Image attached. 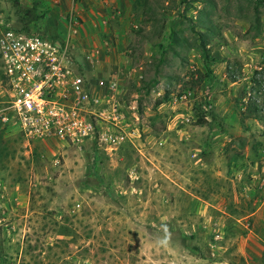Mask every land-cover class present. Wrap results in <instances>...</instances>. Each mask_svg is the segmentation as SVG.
Wrapping results in <instances>:
<instances>
[{"label":"rangeland","instance_id":"1","mask_svg":"<svg viewBox=\"0 0 264 264\" xmlns=\"http://www.w3.org/2000/svg\"><path fill=\"white\" fill-rule=\"evenodd\" d=\"M101 1L80 31L115 44L124 27L125 52L96 67L83 45L68 55L96 96L118 81L139 134L25 146L0 121V264H251L262 249L233 219L264 199V0H134L125 17ZM75 3L54 20L53 0H0V32L61 39Z\"/></svg>","mask_w":264,"mask_h":264},{"label":"built area","instance_id":"2","mask_svg":"<svg viewBox=\"0 0 264 264\" xmlns=\"http://www.w3.org/2000/svg\"><path fill=\"white\" fill-rule=\"evenodd\" d=\"M79 12L69 13L61 39L16 28L0 32V121L17 128L25 146L41 139L74 145L99 139L116 146L139 134L115 97L118 81H100L111 94L98 97L69 58L81 34Z\"/></svg>","mask_w":264,"mask_h":264},{"label":"crops","instance_id":"3","mask_svg":"<svg viewBox=\"0 0 264 264\" xmlns=\"http://www.w3.org/2000/svg\"><path fill=\"white\" fill-rule=\"evenodd\" d=\"M88 1H92V2L94 1L95 2L96 0H77L76 3H75V0H53V3H58V4H56L55 7H53V9L50 12V15L54 18V20L58 19V16H60L61 13H65L70 8V5L71 4L73 5L74 3L76 4V9H78L79 11L82 10L81 12L83 15V11H84L83 5L85 6V4L88 3ZM131 1L132 0H105V1H101V3L103 5H111V2H112L114 4L113 5L114 7H120L121 8L122 15L125 17L129 14L131 7L134 3V0L132 2ZM99 12L101 13V16L104 18H105V16L108 15V13L106 11H104V9H101V7L99 9ZM85 16H87V15H85ZM120 20L122 21L123 17H121ZM89 22H91V21H89ZM122 22H124V21H122ZM58 25H59V28H55V29L57 31H60V29H62V31L64 33L63 36L64 35L66 36L68 33L67 24L61 22V24L58 23ZM105 30L107 31V33H110V28L106 27ZM118 30L119 31L116 33H117L119 38L115 44L111 43V41H106L105 44H103L102 39L98 38V36L92 35V31H94V34H95V29H93L91 31L90 37H89V35H85L84 33L82 34V32H81V34H80L81 36H79L74 41V45H75V47H78V46L81 47L82 45L84 46L83 47L84 57L82 59H84L87 67H93V65H94V67H96L97 64H100V63H102L103 66L105 64H107L106 66H109L112 62L111 60H112L113 56H117V54H118V56H120V55H122L120 53L125 52L124 40H125V36H126L127 32H126L124 27H122V29H118ZM62 38H64V37H62ZM107 38L110 39V36H108ZM90 39H91V41H90ZM72 49H74V48H72ZM112 53L114 55H112ZM121 65H123V64L121 63ZM124 66L123 67L120 66V70H119V71H121L122 75H124L123 73H124L125 69L127 70L126 66L125 67ZM212 206H213V208H211V209L215 208L218 211H220L222 214H224V213L226 214L227 209H226V207L223 206V204L215 203ZM244 219H247L248 222L245 223ZM233 220L239 228L245 227L248 230V233L245 236H244L243 232H240L238 236H241V237L239 239L245 240V242L251 241L252 249H253V245H256V244H258V246L261 247V249H262V252H260V255L257 257V260L254 261V258L250 257L251 262H252L251 264H264V252H263L264 251V199L248 215L243 216L241 218L234 217ZM237 234H238V232H237ZM253 251H256V250L254 249Z\"/></svg>","mask_w":264,"mask_h":264},{"label":"trees","instance_id":"4","mask_svg":"<svg viewBox=\"0 0 264 264\" xmlns=\"http://www.w3.org/2000/svg\"><path fill=\"white\" fill-rule=\"evenodd\" d=\"M202 47L204 49H206V43L205 42H202ZM256 110H257V107H256L255 103L251 102L250 104L247 105V111L245 112L244 116L252 115V116L257 118V117H259V114H258V112L255 113ZM252 116H250V117H252Z\"/></svg>","mask_w":264,"mask_h":264}]
</instances>
